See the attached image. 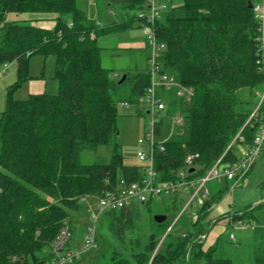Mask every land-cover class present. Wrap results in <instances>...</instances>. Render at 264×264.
<instances>
[{
	"label": "trees",
	"instance_id": "trees-1",
	"mask_svg": "<svg viewBox=\"0 0 264 264\" xmlns=\"http://www.w3.org/2000/svg\"><path fill=\"white\" fill-rule=\"evenodd\" d=\"M97 1L106 9L114 6L121 21L98 28L76 0H0V69L15 64L17 87L32 79L28 63L33 55L53 56L58 84L54 95L31 94L23 101L13 100L10 92L0 114V264L42 263L50 257L49 245L65 221L77 239L70 219L72 213H85L82 199L100 197L121 179L128 183L142 179L141 166H124L118 152L116 108L139 101L149 87V72L118 74L102 67L98 39L120 26L143 23L139 15L145 0ZM178 1L153 30L164 45L161 72L192 88L193 96L183 101L174 92L162 93L165 116L178 114L181 123L155 155L157 182L177 180L188 155L196 156L189 167L194 171L186 172L188 179L205 175L220 157L222 166L231 165L252 145L264 116V102L259 103L264 90L259 27L248 9L255 0ZM8 13L30 16L5 22ZM48 15L53 17L46 19ZM46 20L54 22L51 29L34 26ZM239 132L243 141L232 143ZM99 146L114 148L108 163L80 162L83 151ZM208 190L194 222L183 213L168 231L176 216L168 219L157 213L166 220L158 224L151 216L146 239L138 234V208L145 205L150 213L152 198L105 212L101 219L106 232L129 255L122 257L112 247H103L94 264H264V228H254L246 261L226 257L218 238L202 249L199 236H207L213 224L211 207L224 195L213 186ZM184 196L158 198L162 203L171 201L170 209L178 214ZM228 217L231 224H250L252 210Z\"/></svg>",
	"mask_w": 264,
	"mask_h": 264
},
{
	"label": "rangeland",
	"instance_id": "rangeland-1",
	"mask_svg": "<svg viewBox=\"0 0 264 264\" xmlns=\"http://www.w3.org/2000/svg\"><path fill=\"white\" fill-rule=\"evenodd\" d=\"M97 2V0H76V5L84 12L87 20L98 28L109 26L112 22L121 21V17L114 6L111 5L106 9L105 7H100V2H98L97 7ZM157 3L163 6V9L160 11L161 16H164L169 11L171 5H179L178 0H174L172 3L170 0H158ZM29 16L8 13L5 16V22L28 18ZM52 17L53 15H48L45 18L51 19ZM145 28L146 25L144 23L136 21L130 27L120 26L117 29L110 30L108 33L101 34L98 39V44L102 48L100 52L102 67L118 74L123 72L128 74L131 72H149L151 69L149 63L150 53L146 48ZM54 66L55 60L53 56L43 57L33 55L28 63V74L32 79L14 87L16 77L15 64H7L6 72L0 77V114L5 111L10 92L11 98L17 101L26 100L32 94L31 92L36 90L35 87L37 85H44V93L47 95L56 94L58 84L53 78ZM158 67L161 71L162 65L159 64ZM159 76L158 73H154L153 78L155 82L158 81ZM30 86L33 87L32 91H30ZM116 109L118 116L116 144L118 152L122 156L123 165L141 166L142 163L137 160L136 154L139 150H142V147L138 144V140L143 136L146 109L137 104H131L129 108L118 104ZM169 125L170 123L168 122L167 126ZM175 127L176 130L180 128V123ZM167 135L168 133L164 132L161 137L165 138ZM113 149L112 146H99L92 151H83L80 155V162L82 164H106L111 160ZM241 154L242 151L238 153V156L240 157ZM240 173V170H238L237 175H240ZM263 181L264 147L253 168L241 178L236 177L232 181L221 179L219 182L211 181L207 184V187L213 186L220 191H224V195L218 202L212 205L209 212V219L213 224L202 245L203 250L211 246L206 245L207 243L210 244L212 241L215 243L218 238V247L223 250L226 257L232 259L239 258L243 261L247 260L254 243V228H264V206H258V204L264 202V187H261ZM187 198V196H184L185 201ZM159 200L160 198L158 197L152 198L150 213L145 205H140L138 208V234L143 239L148 237L151 216L153 217L157 213H165L168 219H173L177 215V211L170 209L171 201L168 200L166 203H162ZM97 201L98 197L87 196L81 200V204L86 209L85 213L71 214L70 221L76 226L77 240L80 242L88 222V215L96 210ZM246 208L252 210L250 224L244 223L243 225H239L229 222L228 216L230 214H237ZM186 214L184 213V217ZM64 224H67V222L65 221ZM96 230L97 237H99L98 250L83 255L75 264H94L97 258V252L103 247H112L123 253L122 257H128L129 252L118 249V245L108 235L101 217L96 224ZM29 264L33 263L30 261Z\"/></svg>",
	"mask_w": 264,
	"mask_h": 264
},
{
	"label": "built area",
	"instance_id": "built-area-1",
	"mask_svg": "<svg viewBox=\"0 0 264 264\" xmlns=\"http://www.w3.org/2000/svg\"><path fill=\"white\" fill-rule=\"evenodd\" d=\"M157 1L158 0H145L142 6L144 12L139 15L146 25L145 42L146 48L150 53L149 63L151 66L149 71V87L136 103L138 106L146 109L143 136L138 140V144L142 147V150H139L136 154L137 160L142 163V179L138 182L130 183L121 179L114 189L106 191L98 197L96 210L88 215V222L81 242L77 239H73L70 226L68 224H63L49 245L50 257L40 264H75L80 257L96 250V224L105 212L138 206L147 202L150 198L169 196L177 193L187 195V200L183 204L181 211L171 222L168 231L183 213H187L191 221L196 220V210L203 206L209 195L207 184L211 181L219 182L221 179L232 181L235 180L236 177L241 178L251 169L262 152L264 147V116L253 138L252 145L246 148L241 156L231 165L222 166L220 164V157L206 171L205 175L194 180L188 179L186 172L196 157L188 155L184 160L186 169L184 168L178 172L177 180L157 182L156 171L154 169L155 155L157 152L163 151L162 144L175 132V126L181 123V118L178 114L177 116H165L166 102L163 100L162 93L174 92L175 97L183 101H189L193 96L192 88L179 83L173 75L159 70L158 65L161 64V50L164 49V45L157 41L153 27L162 17L160 11L163 9V6L158 4ZM251 6V10L253 11L259 27L257 42L259 44L262 72L264 74V0H255ZM5 70L6 66L0 69V77ZM154 73L160 75L156 82L153 78ZM261 102H264V91L260 97L259 103ZM121 105L129 108V105L126 103H121ZM258 106L259 104L252 111L246 123L255 115ZM166 121L170 123L167 129L168 135L162 138L163 126ZM236 140L239 142L243 141L240 132L237 133L232 143ZM238 170L241 172L240 175H237ZM237 224L243 225L242 223ZM230 237L232 238V236ZM205 238V236H199V240L203 242ZM186 257H188V253Z\"/></svg>",
	"mask_w": 264,
	"mask_h": 264
},
{
	"label": "crops",
	"instance_id": "crops-1",
	"mask_svg": "<svg viewBox=\"0 0 264 264\" xmlns=\"http://www.w3.org/2000/svg\"><path fill=\"white\" fill-rule=\"evenodd\" d=\"M96 6L98 7V3H96ZM100 7H102V6H100ZM99 7V8H100ZM29 18V17H28ZM30 18H32V17H30ZM53 25H54V22L52 21V20H50V21H43V22H36V23H34V26H37V27H40V28H43V29H51L52 27H53ZM41 84V83H40ZM42 86V87H41ZM32 86H30V91H32ZM35 89L36 90H34L33 92H31L32 94H42V93H44L45 92V87H44V85H37V87H35ZM214 243V241H212V242H210V244H206V245H212Z\"/></svg>",
	"mask_w": 264,
	"mask_h": 264
},
{
	"label": "water",
	"instance_id": "water-1",
	"mask_svg": "<svg viewBox=\"0 0 264 264\" xmlns=\"http://www.w3.org/2000/svg\"><path fill=\"white\" fill-rule=\"evenodd\" d=\"M251 3H248V9H251ZM124 79V75L121 77L120 81H122ZM194 169L191 168L188 170L189 173L193 172ZM153 220L155 221V223H163L166 220V216L165 215H154L153 216Z\"/></svg>",
	"mask_w": 264,
	"mask_h": 264
}]
</instances>
